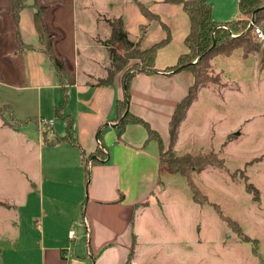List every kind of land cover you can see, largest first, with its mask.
<instances>
[{
  "label": "rangeland",
  "instance_id": "obj_1",
  "mask_svg": "<svg viewBox=\"0 0 264 264\" xmlns=\"http://www.w3.org/2000/svg\"><path fill=\"white\" fill-rule=\"evenodd\" d=\"M139 1L148 5L151 0H23L25 5L42 7L36 27L53 35L63 60H77L79 70L94 73L108 59L96 37L109 34L107 20L116 19L112 17L118 15V7ZM11 7L12 0H0V58L16 43ZM256 25L264 31V21ZM215 62L210 74L217 77V84L201 89L202 102L192 106L178 129L174 155L212 151L225 160V168L193 174L200 191L197 199L184 176L164 170L149 205L135 215L140 232L127 264H264V47L247 60L235 50L231 57L221 56ZM2 66L9 73L11 66L7 62ZM107 69L111 72L110 66ZM105 70V79L99 81L108 79ZM5 91L0 87V106L12 98L20 108V117L14 111L18 119L32 117L41 108V115L54 124L36 117V125L15 130L0 118V264H41L42 251L54 248H69L68 260L94 264L85 239V205L75 223L69 224L76 239L68 240L64 234L61 244L49 241L55 228L54 206L65 202L63 176L51 177L50 167L53 162L61 167V161L71 156L54 153L42 140L43 131L51 136L61 127L52 109V91H25L14 98ZM4 119L12 122L8 112ZM85 174L87 182L80 193L87 203L93 178L89 169ZM53 189L57 193L51 195ZM216 206L225 218H220ZM44 231L50 236L44 238Z\"/></svg>",
  "mask_w": 264,
  "mask_h": 264
},
{
  "label": "crops",
  "instance_id": "obj_2",
  "mask_svg": "<svg viewBox=\"0 0 264 264\" xmlns=\"http://www.w3.org/2000/svg\"><path fill=\"white\" fill-rule=\"evenodd\" d=\"M209 2L213 7L212 18L215 22L228 23L231 20L244 18L239 11L238 0H209ZM147 8L154 15H158L161 22L167 26L171 34V42L156 53L155 73H136L131 78L128 110L131 114L144 118L154 131L159 132L163 145L168 147L170 121L177 105L193 85L194 76L189 70L170 74L167 69L175 65L188 51L185 38L190 31L191 23L181 5L168 4L164 0H151ZM118 10V15H113L115 17L112 18L124 20L131 40L140 41L141 28L147 27L141 39L142 50L152 47L166 37L164 27L157 22L155 25L151 24L136 3L125 2L122 8L118 7ZM38 14L40 15L34 7L27 5L21 10L20 15L21 38L23 43L33 47L31 50L22 49L17 39L13 15L12 35L15 36L16 43L12 50L1 54L0 87H6L5 92L13 98L25 91L51 90L50 100L54 114L57 108H62L63 116L72 120L71 135L68 133L67 118L66 120L58 118L61 120L59 132L53 130L51 136L47 132H42V140L47 142L46 145L54 153L71 154L66 162L61 161L64 164L61 167L55 162L50 167L51 177H54L55 173L63 176L64 183L61 182L63 187L61 190L62 195H65V202L63 206L60 204L58 207L54 206L55 228L54 234L50 233L52 238L49 241L61 244L63 241L59 237L64 234L68 240H75L76 233L69 228V224L75 223L80 208L85 205L83 218L86 225L85 239L89 244L88 255L94 259V264H127L129 253L136 245L138 239L136 236L140 232V221L138 219L137 223L135 222V215L142 214L149 205V200L160 186V175L167 170L160 161V146L156 141H148V131L139 124H128L122 137L118 138L119 117L116 101L123 99L125 93L123 76L126 71L117 74L110 86L100 85L101 81H99L106 77L103 76L104 70L106 69L105 73H108L107 68L111 67L107 50L111 29L102 39L96 37V40L100 41L99 47L106 51L108 59L95 73L79 70L77 60L73 63L65 62L75 76V82L68 85L63 92L50 57L48 58L41 50L39 39L44 30L40 32L36 27L35 19ZM51 38L54 42L53 35ZM57 43L54 42L55 53L64 59L60 47L57 48ZM234 54L235 51L232 52V55ZM219 57L221 56H217ZM241 57L247 60L243 57V52ZM217 58L211 62L213 71ZM5 62L11 66L7 74L5 67L2 66ZM9 77L12 80H9ZM200 92L198 100L190 106L188 113L192 106L200 100L202 102ZM7 100L9 102L5 104L12 105L16 115L20 117L18 104L13 102L12 98ZM24 105L27 107L29 104ZM41 113L42 109L39 108L32 117L43 119L47 125L54 124L52 119H45ZM38 127L40 128L41 125ZM56 139L67 140L59 144H51ZM176 146L178 147V143ZM98 151L101 154L96 156ZM90 155L92 157H89ZM88 169L93 179L89 180L90 198L85 203L84 194L80 193V186L87 182L85 172ZM55 193H57L56 189H53L51 195ZM35 222L39 223L38 220ZM43 235L44 238L48 236L46 231ZM69 252V248L44 249L40 255L41 264H82L77 259L68 260L65 256L72 257L68 255Z\"/></svg>",
  "mask_w": 264,
  "mask_h": 264
},
{
  "label": "trees",
  "instance_id": "obj_3",
  "mask_svg": "<svg viewBox=\"0 0 264 264\" xmlns=\"http://www.w3.org/2000/svg\"><path fill=\"white\" fill-rule=\"evenodd\" d=\"M165 3H173L181 5L184 11L187 12L191 23L190 31L186 36L185 45L187 52L182 55L178 62L172 67L167 69V72L177 73L183 70H189L194 76L193 85L190 87L188 94L181 99V102L177 105L172 120L169 124L170 141L166 148L163 145L162 138L159 132L154 131L149 123L138 116L130 113L128 110L130 104V80L136 73L147 72L155 73V60L158 50L171 42V34L165 24H163L158 15H154L145 4L136 2L138 9L146 17L148 21L157 22L161 24L166 30V37L147 49H141V39L144 37L147 27L141 28V34L138 42H135L129 38L122 18H116L109 20L107 23L111 27L110 38L108 42V55L111 59V69L108 75V79L101 81L100 85L110 86L114 80V77L123 72L131 61L136 63L129 68H126L123 80L125 86V93L123 99L117 100L116 108L118 113V138H121L124 134L128 124H139L146 128L148 131V141H156L160 146V161L166 166L167 172L171 175L181 174L184 176L189 184V187L194 192V199L200 195L199 189L196 187L193 181L194 173H201L209 168L223 169L225 168V160L219 158L214 152L202 153V154H189L183 157H176L174 155V144L176 142L179 128L185 121L190 106L198 100L199 92L207 84H217V77H213L210 74L212 70L211 62L217 56H231L235 50L243 52V57H248L258 53L260 49L259 43L253 37L251 29H248L249 19L246 20V16H252L254 12L255 23L261 24L264 21V0H238V7L241 15L244 17L238 20H231L228 23L215 22L212 18L213 7L209 0H164ZM27 5L23 0H12V13L14 15L15 28L17 39L23 50H31L32 46L23 43L21 38V30L19 28L21 10ZM38 13H42V7L38 4L33 5ZM230 32L237 34L236 37L231 36ZM52 36L44 31L41 35L39 42L42 45V52H44L58 73L60 87L63 92L67 89L68 85L75 82V76L67 67L65 61L58 57L55 53L54 42H52ZM118 47L123 52L118 51ZM5 112L10 114L12 120L11 123L4 119ZM56 118L69 120L68 133H70L72 120L62 114V108H57L55 111ZM0 118L4 120L5 125L12 129L19 130L22 127L29 124H37L35 117H29L27 119H18L14 114V108L10 104L0 106ZM71 135V133L69 134ZM67 140V139H64ZM63 139H56L51 144H59L64 141ZM47 143V142H46ZM101 154L98 151L95 155ZM89 157H92L91 155ZM250 191V190H249ZM217 211L220 213V218H225L222 214V210L219 206ZM129 262V261H128Z\"/></svg>",
  "mask_w": 264,
  "mask_h": 264
},
{
  "label": "built area",
  "instance_id": "obj_4",
  "mask_svg": "<svg viewBox=\"0 0 264 264\" xmlns=\"http://www.w3.org/2000/svg\"><path fill=\"white\" fill-rule=\"evenodd\" d=\"M249 25L248 29H251L253 37H255V40L259 43V45L263 48L264 47V31L261 29L258 25L252 22V16L249 18ZM231 36L236 37L237 34H234L233 32H230Z\"/></svg>",
  "mask_w": 264,
  "mask_h": 264
},
{
  "label": "water",
  "instance_id": "obj_5",
  "mask_svg": "<svg viewBox=\"0 0 264 264\" xmlns=\"http://www.w3.org/2000/svg\"><path fill=\"white\" fill-rule=\"evenodd\" d=\"M255 15H256V12H254L253 14H252V22L253 23H255L254 21H255Z\"/></svg>",
  "mask_w": 264,
  "mask_h": 264
}]
</instances>
